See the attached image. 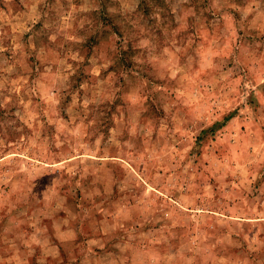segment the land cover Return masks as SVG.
Instances as JSON below:
<instances>
[{
  "label": "rangeland",
  "instance_id": "374dc122",
  "mask_svg": "<svg viewBox=\"0 0 264 264\" xmlns=\"http://www.w3.org/2000/svg\"><path fill=\"white\" fill-rule=\"evenodd\" d=\"M0 264H264V0H0Z\"/></svg>",
  "mask_w": 264,
  "mask_h": 264
}]
</instances>
